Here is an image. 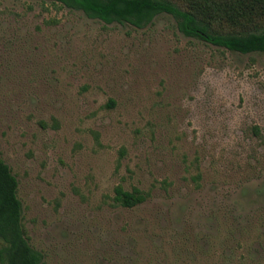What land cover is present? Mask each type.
Here are the masks:
<instances>
[{"label": "rangeland", "instance_id": "374dc122", "mask_svg": "<svg viewBox=\"0 0 264 264\" xmlns=\"http://www.w3.org/2000/svg\"><path fill=\"white\" fill-rule=\"evenodd\" d=\"M0 160L42 264H264V53L0 0Z\"/></svg>", "mask_w": 264, "mask_h": 264}, {"label": "trees", "instance_id": "16d2710c", "mask_svg": "<svg viewBox=\"0 0 264 264\" xmlns=\"http://www.w3.org/2000/svg\"><path fill=\"white\" fill-rule=\"evenodd\" d=\"M80 11L104 24L144 28L160 15L171 16L185 37L242 55L264 53V0H43ZM18 182L0 160V264H42L22 225ZM146 198L138 189H114L113 201L134 208Z\"/></svg>", "mask_w": 264, "mask_h": 264}]
</instances>
